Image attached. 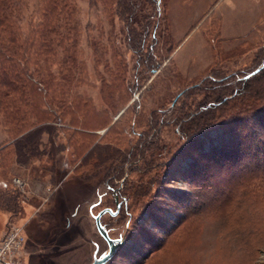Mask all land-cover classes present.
I'll return each instance as SVG.
<instances>
[{
    "label": "rangeland",
    "instance_id": "1",
    "mask_svg": "<svg viewBox=\"0 0 264 264\" xmlns=\"http://www.w3.org/2000/svg\"><path fill=\"white\" fill-rule=\"evenodd\" d=\"M49 4L22 0L15 27L41 44L13 66L38 110L5 122L15 105L0 98V237L23 228V264H91L107 250L92 215L109 208L101 223L123 244L105 264H264L263 125L201 150L179 130L215 96L233 97L218 123L263 108L241 80L264 62V0H144L139 50L113 0Z\"/></svg>",
    "mask_w": 264,
    "mask_h": 264
},
{
    "label": "trees",
    "instance_id": "2",
    "mask_svg": "<svg viewBox=\"0 0 264 264\" xmlns=\"http://www.w3.org/2000/svg\"><path fill=\"white\" fill-rule=\"evenodd\" d=\"M21 1L22 0H0V50L2 49L1 57L4 56L6 60H11L10 66L6 67L5 65L6 60L3 59V64L5 65V67H3V71L0 76V84L4 87V91L2 90L0 98L2 97V100H4L2 101L4 105H7V102L10 101H12L11 103L12 106L15 105V107H12V109L9 108L8 116H6V114L3 112L6 117V119H4L5 122L8 121L9 118L15 119V116H11V115L15 113L18 114L20 112V108L22 104H24L25 107H27L26 111L29 110L28 107H30L34 111L38 110L36 107L35 98L32 96L31 103L30 101L28 102L27 99V95L28 93H30L29 92L30 89H28L26 86V80H28V78L24 79L22 77V74L20 73L21 71L19 69L13 68V66L15 65H20V63L18 62H20L21 60L28 61V59L33 58V61H35L37 55L42 53V51L40 50L41 44L36 45L34 39L22 38V36L20 37L16 36L17 33L15 31L16 30L15 27L18 28L19 25ZM58 1L59 2H57V0H49L50 4L48 9L54 12V7L58 8L57 4L58 5L62 4V6L67 8V0H63V1L58 0ZM113 1L116 4L115 11L117 16L121 18L123 21H126L127 24H129L128 27H130L131 21H132L131 24H135L132 28L129 29V34H130L129 41L133 47L139 50L141 47V41L143 39L142 35L146 37L147 34L149 33V30L152 27L150 15H146L141 12L143 10L142 1L144 2V0H113ZM52 20L53 21L51 23L54 22V26H56L53 29L50 27V25L45 26L41 24L39 25V27L44 26V28H48L49 30H55V28L62 26L61 25L62 17L61 18L58 17V19L56 18V21H54V19ZM59 21H60V25H59ZM11 31L14 32V36L11 34ZM8 34H11L12 36L8 38L7 36ZM4 35L5 37H7V40H4ZM18 38L20 39V42L22 41V43L19 44ZM44 47L46 48V46ZM48 52L51 53V49H49ZM6 53L7 55H5ZM153 63L154 61L149 62V64L152 66L154 65ZM23 69H24V64H23ZM258 73L259 75L257 76ZM253 77L255 78L253 79ZM241 81L243 82L244 92L254 93L253 97L257 98L256 100H258V98L259 99L264 98V62L261 68L254 70L250 73H247L245 76H243V79ZM216 85L217 84L215 83L212 84L214 89L216 88L214 87ZM230 86H231L230 83H226L224 85V87H226L227 89ZM231 91L234 92V96L238 92V91H234L233 89ZM23 98H25V101L23 100ZM232 98L233 97L215 96L213 99H211L212 103H208V104H206V102L201 103L202 108L194 112V114L188 119L189 127L184 125H181L179 127V130L183 135L182 137L183 138L185 137L184 142L186 146L189 144L194 145L195 143L196 145H198V150H201L204 147V141H206V139H208V141H210L211 143L214 140L218 141L219 143H223V138L226 140L224 136L228 137L225 146L227 145L231 146L233 143L232 139L238 136V135H234L235 132L239 131L238 124L244 125L246 123L247 124L255 123V124L263 125L264 127V105L263 108H261L262 110L257 109L255 111L249 112L248 114H245V116H239V117L237 116L233 118L230 117L231 119L224 118L223 119L224 121L223 120L219 121L220 123H218L217 120H213V115L215 116V114L225 110L226 107L228 106V102ZM208 117L210 118V122L205 123V121L209 119ZM214 131L215 133L219 131L218 136L215 139H211V134ZM239 133L240 132H238V134ZM250 137H252V135H248L247 138L245 137V140L246 139L249 140ZM244 143H245L244 140L241 141V139H239L235 141V147L236 145L238 146ZM249 148L250 147H248V149ZM224 150H226V152H224V155L226 154V157L224 159H227L229 157L230 149L225 148ZM218 151L219 150H216L214 147H212L208 152L200 153L199 154L200 159L195 161L193 165L200 164V161H203V159L208 160V161L205 160L206 164L207 162L210 163L211 160L213 159L206 157L207 156L211 157L216 154H221ZM241 151L244 154L247 153V149L244 150L241 149ZM255 152L257 153L258 150H255ZM141 154H142V150L140 149V156ZM133 159L134 160L136 159L135 154L133 156Z\"/></svg>",
    "mask_w": 264,
    "mask_h": 264
},
{
    "label": "built area",
    "instance_id": "3",
    "mask_svg": "<svg viewBox=\"0 0 264 264\" xmlns=\"http://www.w3.org/2000/svg\"><path fill=\"white\" fill-rule=\"evenodd\" d=\"M17 185H23L16 180ZM26 236L23 228L11 226L0 237V264H23Z\"/></svg>",
    "mask_w": 264,
    "mask_h": 264
},
{
    "label": "water",
    "instance_id": "4",
    "mask_svg": "<svg viewBox=\"0 0 264 264\" xmlns=\"http://www.w3.org/2000/svg\"><path fill=\"white\" fill-rule=\"evenodd\" d=\"M118 208V205H116ZM118 210L113 212L111 209L106 208L98 212L96 215H92L94 218L95 228L100 235V237L107 244V250L104 253H101L98 257L96 256V251L94 252V258L91 264H105L109 259L112 258L117 248L123 244L122 239L120 238H111L100 222V218L104 213H109L110 215H115Z\"/></svg>",
    "mask_w": 264,
    "mask_h": 264
},
{
    "label": "bare ground",
    "instance_id": "5",
    "mask_svg": "<svg viewBox=\"0 0 264 264\" xmlns=\"http://www.w3.org/2000/svg\"><path fill=\"white\" fill-rule=\"evenodd\" d=\"M98 257V256H97Z\"/></svg>",
    "mask_w": 264,
    "mask_h": 264
}]
</instances>
